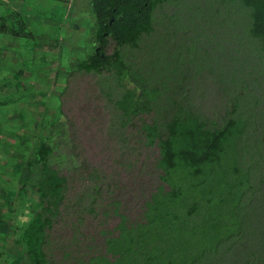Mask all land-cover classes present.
Wrapping results in <instances>:
<instances>
[{
    "label": "trees",
    "instance_id": "trees-1",
    "mask_svg": "<svg viewBox=\"0 0 264 264\" xmlns=\"http://www.w3.org/2000/svg\"><path fill=\"white\" fill-rule=\"evenodd\" d=\"M169 1L86 0L82 56L68 60L64 89L75 74L114 84L99 90L112 114L104 130L111 162L66 147L62 116L35 112L34 132L13 143L0 137L11 157V187L0 186V264H221L230 256L242 235L237 209L253 204L261 180L238 149L236 101L228 98L227 115H207L204 101L190 98L189 61L175 66L188 73L174 82L143 65L156 49L144 50L143 41ZM235 2L264 45V0ZM166 29L171 42L156 55L191 37ZM255 256L240 261L257 264Z\"/></svg>",
    "mask_w": 264,
    "mask_h": 264
},
{
    "label": "rangeland",
    "instance_id": "rangeland-1",
    "mask_svg": "<svg viewBox=\"0 0 264 264\" xmlns=\"http://www.w3.org/2000/svg\"><path fill=\"white\" fill-rule=\"evenodd\" d=\"M14 11L18 20L8 16ZM85 11L86 0H0V25L6 24L0 27V102H4L0 104V137L13 143L16 134L34 132L35 112L45 120L62 116L70 135L63 138L66 147L83 151L91 160L110 163L112 153L107 145L111 142L104 130L112 114L99 90L107 92L105 86L114 84L95 75L75 74L64 89L71 66L68 60L82 56L84 38L79 24L86 21ZM18 21L27 28L20 30ZM169 26L186 29V36L191 37L175 51L156 55L157 46L171 42L166 37ZM156 29L142 46L144 50L156 48L143 61L145 67H155L154 77L167 75L173 82L182 79L188 72L177 74L173 69L189 61L190 98L204 101L207 115L231 112L230 97L238 105L243 129L238 149L261 183L253 204L237 209L242 235L230 256L223 254L221 264H243L240 260L253 252L257 264L264 262V45L250 36L248 10L235 0H170L159 12ZM150 44L155 46L147 48ZM10 159L9 148L1 144L0 186L11 187Z\"/></svg>",
    "mask_w": 264,
    "mask_h": 264
},
{
    "label": "flooded vegetation",
    "instance_id": "flooded-vegetation-1",
    "mask_svg": "<svg viewBox=\"0 0 264 264\" xmlns=\"http://www.w3.org/2000/svg\"><path fill=\"white\" fill-rule=\"evenodd\" d=\"M100 48V45L98 44V45H95V48H94V50H95V52H98V49Z\"/></svg>",
    "mask_w": 264,
    "mask_h": 264
}]
</instances>
